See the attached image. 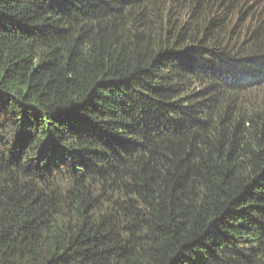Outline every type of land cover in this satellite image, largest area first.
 <instances>
[{"label":"trees","instance_id":"16d2710c","mask_svg":"<svg viewBox=\"0 0 264 264\" xmlns=\"http://www.w3.org/2000/svg\"><path fill=\"white\" fill-rule=\"evenodd\" d=\"M0 264H264V0H0Z\"/></svg>","mask_w":264,"mask_h":264}]
</instances>
